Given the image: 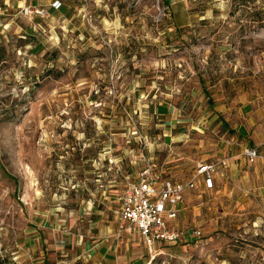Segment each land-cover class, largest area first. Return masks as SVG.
Returning a JSON list of instances; mask_svg holds the SVG:
<instances>
[{
    "label": "rangeland",
    "instance_id": "rangeland-1",
    "mask_svg": "<svg viewBox=\"0 0 264 264\" xmlns=\"http://www.w3.org/2000/svg\"><path fill=\"white\" fill-rule=\"evenodd\" d=\"M167 1L0 0V264H264V0ZM151 165L195 186L149 252Z\"/></svg>",
    "mask_w": 264,
    "mask_h": 264
},
{
    "label": "built area",
    "instance_id": "built-area-1",
    "mask_svg": "<svg viewBox=\"0 0 264 264\" xmlns=\"http://www.w3.org/2000/svg\"><path fill=\"white\" fill-rule=\"evenodd\" d=\"M244 156L252 164L259 158V153L255 148H246ZM219 164L221 168L226 167L224 161ZM198 168L197 175L203 176L204 183L211 187L212 176L218 172V167L199 164ZM153 170L154 166L151 165L134 181L128 182L115 195V207L112 210L120 227L127 225L135 230L149 252L156 243L174 244L179 240L180 235L171 228V223L177 217V208L185 191L195 186L193 179L183 184L163 178Z\"/></svg>",
    "mask_w": 264,
    "mask_h": 264
},
{
    "label": "trees",
    "instance_id": "trees-1",
    "mask_svg": "<svg viewBox=\"0 0 264 264\" xmlns=\"http://www.w3.org/2000/svg\"><path fill=\"white\" fill-rule=\"evenodd\" d=\"M162 1L164 2V4H166V6L168 5V1L167 0H162ZM160 110H163V109H160Z\"/></svg>",
    "mask_w": 264,
    "mask_h": 264
},
{
    "label": "crops",
    "instance_id": "crops-1",
    "mask_svg": "<svg viewBox=\"0 0 264 264\" xmlns=\"http://www.w3.org/2000/svg\"><path fill=\"white\" fill-rule=\"evenodd\" d=\"M91 264H96V262H92Z\"/></svg>",
    "mask_w": 264,
    "mask_h": 264
}]
</instances>
